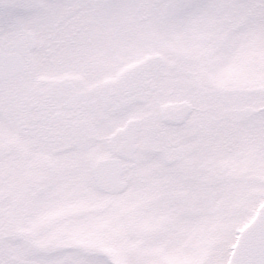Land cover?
<instances>
[{
	"label": "snow or ice",
	"instance_id": "obj_1",
	"mask_svg": "<svg viewBox=\"0 0 264 264\" xmlns=\"http://www.w3.org/2000/svg\"><path fill=\"white\" fill-rule=\"evenodd\" d=\"M0 264H264V0H0Z\"/></svg>",
	"mask_w": 264,
	"mask_h": 264
}]
</instances>
